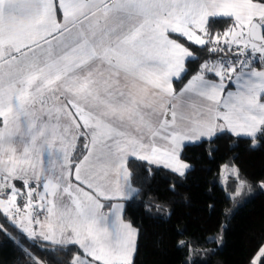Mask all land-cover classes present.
I'll return each mask as SVG.
<instances>
[{"label":"rangeland","instance_id":"1","mask_svg":"<svg viewBox=\"0 0 264 264\" xmlns=\"http://www.w3.org/2000/svg\"><path fill=\"white\" fill-rule=\"evenodd\" d=\"M100 1L97 15L71 23L72 0H57L58 9L50 0L45 45L0 62V207L30 236L90 249L74 264H132L138 230L123 218L125 201L136 191L130 158L182 174L198 143L221 131L257 144L264 126V69L252 62L264 59V36L254 39L250 28H264V3L191 0L190 19L165 0H91L86 7ZM210 15L235 18L228 37L216 41V48L233 52L205 62L203 72L178 90L175 80L196 55L172 35L204 44L203 20ZM13 35L23 46L36 37V25L15 23L13 32L0 27V58L14 45L8 39ZM54 50L58 54L50 58ZM82 128L91 136L89 149L73 168ZM237 174L235 164L225 163L218 181ZM21 195H27L23 203ZM106 201H112L108 208ZM263 256L264 245L254 264Z\"/></svg>","mask_w":264,"mask_h":264},{"label":"trees","instance_id":"2","mask_svg":"<svg viewBox=\"0 0 264 264\" xmlns=\"http://www.w3.org/2000/svg\"><path fill=\"white\" fill-rule=\"evenodd\" d=\"M235 24L233 17H210L202 33L207 37L204 44L172 35L196 55L175 80L176 89L203 72L205 62L233 52L216 46ZM234 55L237 61L238 54ZM252 65L264 69V59ZM90 138L82 128L71 156L73 168L87 154ZM256 138L254 144L252 137L225 130L202 139L192 166L182 174L145 159L128 160L136 191L125 201L123 218L138 230L132 264H254L264 245V126ZM225 163L235 164L238 174L222 184L218 176ZM25 197L20 196L21 203ZM111 204L106 201L104 207ZM79 254L85 251L78 243L30 236L0 207V264H74ZM259 264H264V256Z\"/></svg>","mask_w":264,"mask_h":264},{"label":"crops","instance_id":"3","mask_svg":"<svg viewBox=\"0 0 264 264\" xmlns=\"http://www.w3.org/2000/svg\"><path fill=\"white\" fill-rule=\"evenodd\" d=\"M78 1L79 0H72V5H73L72 9H73V15H74L73 17L75 20L71 22L72 20L69 19L67 23L68 22L76 23V22H79L80 20L87 21L86 20L87 15L89 14L88 16L89 18L93 11H95L94 14L97 15V7H99L102 4V2L100 1V2H97L95 6L94 5L88 6L89 8H87L86 5L92 4L91 0H80L79 4L77 5ZM107 1H114V0H106V2ZM165 1H166V6L171 7L175 11V13L182 12V15L187 16V12H188V17L189 18L191 17L192 10H187L188 6L191 5V0H165ZM49 7H50V0H0V27L3 28V30H5L6 27H9L12 29V32H13L15 23H18L21 25L28 24L30 25V28L33 25H36V28H37L36 37L34 38L31 36V37H28V39H24L22 42L23 46H18L17 40H15V35H13L12 37L13 39L8 38L9 46H10L11 41L12 42L14 41V45L10 48L8 53L5 54V57L0 58V62L5 61L14 56L16 57L18 53L25 51L26 49L30 48L33 45L39 48L45 45L46 41H48V38H49V31H48ZM160 7H161V4H158L156 6V8H160ZM213 7H214V11H217V12L219 11L217 9V6H213ZM54 8L56 9V3L54 5ZM12 12H14V15H12ZM1 16L4 18V20L1 18ZM19 16H21V18H18ZM212 16H216V15H210L209 17L205 18L203 20V25H205L206 21H208V19ZM221 16H227V15H221ZM8 17L11 18L9 21H8ZM228 17H231V16H228ZM59 19L63 20L64 18H59ZM3 38H4V41H2L4 42L3 46H6L7 43L5 42V40L7 39V37H3ZM60 53H63V51H60ZM57 54L58 53L56 50L52 51L50 53V58H55ZM74 66H75V63H74ZM11 70H13V68ZM11 70H6V72L9 73L11 72ZM56 75H60V73H56ZM22 82H25V81H22ZM4 95L6 96V92L4 93ZM109 232L111 233V231ZM113 244L117 245L119 243H116V240L113 239ZM88 245L89 244H87V247ZM84 251L87 253L88 251L90 252V249H84ZM88 259L90 258L88 257Z\"/></svg>","mask_w":264,"mask_h":264},{"label":"water","instance_id":"4","mask_svg":"<svg viewBox=\"0 0 264 264\" xmlns=\"http://www.w3.org/2000/svg\"><path fill=\"white\" fill-rule=\"evenodd\" d=\"M251 36L256 40H263L264 28L257 23H253L250 28Z\"/></svg>","mask_w":264,"mask_h":264}]
</instances>
